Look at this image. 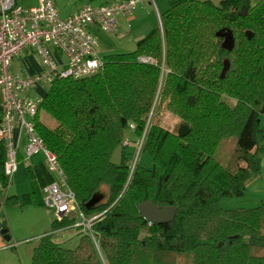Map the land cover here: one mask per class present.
Here are the masks:
<instances>
[{"label": "trees", "instance_id": "1", "mask_svg": "<svg viewBox=\"0 0 264 264\" xmlns=\"http://www.w3.org/2000/svg\"><path fill=\"white\" fill-rule=\"evenodd\" d=\"M169 2L162 28L139 39L134 51L102 55L96 73L56 77L30 94L42 97L37 133L57 155L80 211L97 216L92 233L80 231L75 247L56 238L82 228L75 225L77 215L57 217L34 246L32 264H264V201L221 205L224 198L244 196L248 182L262 173L264 0ZM227 30L235 38L231 50L219 35ZM140 55L154 61H139ZM42 111L55 123L42 119ZM167 113L179 117L176 130L163 124ZM181 125L189 128L185 136L178 134ZM145 129L140 151L151 164L138 158L128 181L131 144ZM121 144V163H111ZM4 160L1 144L0 183ZM25 170L33 190L7 203L43 204L39 195L53 175L44 162ZM103 184L108 194L90 204ZM144 200L174 206V219L150 223L138 209Z\"/></svg>", "mask_w": 264, "mask_h": 264}, {"label": "built area", "instance_id": "2", "mask_svg": "<svg viewBox=\"0 0 264 264\" xmlns=\"http://www.w3.org/2000/svg\"><path fill=\"white\" fill-rule=\"evenodd\" d=\"M137 7V0H112L100 5L86 3L63 17L53 0H38L31 6L18 0H0V145L5 148V180L0 183V192L7 193L13 183L20 163L22 136L25 135V156L30 158L42 153L43 161L54 177L44 187L45 206L54 209L57 217L70 215L76 209L82 219L75 225L84 226L91 232L92 221L97 216L86 218L80 211L57 155L37 133L34 117L42 97L31 96L30 92L45 89L56 77L78 78L102 69L104 60L98 49L95 29L117 34V16L131 17ZM26 50L40 58L41 70L32 73L12 71L15 57ZM55 52L66 58L65 65L58 62ZM138 60L153 62L154 58L140 55ZM130 127L134 129L135 125L131 123ZM145 135L146 129L137 142V154L131 163L128 181ZM124 143L128 144V139Z\"/></svg>", "mask_w": 264, "mask_h": 264}, {"label": "rangeland", "instance_id": "3", "mask_svg": "<svg viewBox=\"0 0 264 264\" xmlns=\"http://www.w3.org/2000/svg\"><path fill=\"white\" fill-rule=\"evenodd\" d=\"M61 14V16H65L67 12H73L81 5L86 3H92L95 5L104 4L107 0H53ZM138 1V0H137ZM139 7H137V15L138 18L135 21H131V26L128 27L129 31L126 35L119 37L117 34H108L103 31L95 29L96 38L99 43V52L102 55L112 53V52H130L136 49L137 39V28L141 26L140 24L145 23L141 27L143 29L149 28H162L161 22V14H163L170 5L169 0H139ZM138 1V2H139ZM19 3L25 6H31L38 2V0H18ZM141 5H144L141 8ZM68 15V14H67ZM120 16V20H121ZM123 18V17H122ZM151 30L149 29L148 32ZM146 35V34H145ZM144 35V36H145ZM21 53L15 57L11 70L12 71H20L25 70L29 73H32L36 70H40L42 67V63L40 58L36 55H32L27 57L26 55ZM40 68V69H39ZM36 91H31V95H35ZM229 104H233L235 100L232 98H228L227 100ZM41 117L47 123L54 124L55 120L47 116L43 111L41 112ZM164 121V125H166L171 130H176L179 125V117L175 114L167 113L164 117H162ZM262 123L264 125V116L262 118ZM179 129V128H178ZM127 136L130 138L132 142H134V136L132 133L128 132ZM26 137V136H25ZM130 141V142H131ZM26 140L22 141L21 151L25 154V145ZM134 149L135 155L137 154V145L135 143L131 144ZM219 156V155H218ZM135 157V156H134ZM221 157H224L221 154ZM23 163L20 166V171L18 175L16 174L14 177V182L10 184L9 192H14V185L22 186L23 179L22 177V168L30 163V158L24 156ZM42 158V155H37L33 158V160H39ZM139 159L143 164L150 165V157L147 152L140 151ZM21 160V158H20ZM262 177L251 179L248 182V186L244 196L242 197H229L224 198L221 201V205L224 208H235V207H255L261 204L264 201V154L262 157ZM26 183L27 190H33V185L31 182ZM22 188V187H20ZM11 190V191H10ZM22 190H24L22 188ZM20 190V191H22ZM41 194V193H40ZM108 194V190L105 184L101 185L99 190L95 193V197L97 200L105 198ZM44 195V194H43ZM42 198V195H39ZM21 200H23V195L20 196ZM43 199V198H42ZM29 204V203H28ZM21 205L20 203H6L3 205L0 210H3V214L5 212H9V223L8 228L12 230L13 237L11 242H18V247L15 248V252L18 253L17 249L20 250V257L18 258L17 264H32L33 263V249L34 246L38 243L39 238L48 232L51 229L52 222L57 218V214L54 209H51L43 204L41 206H30L31 204ZM5 211V212H4ZM76 211V209H75ZM34 215H37L36 218ZM81 217L77 216L76 220L81 221ZM86 228L82 226L81 229L77 228H69L60 232L57 236V240L63 242V244L67 247H75L79 242V232L85 231Z\"/></svg>", "mask_w": 264, "mask_h": 264}, {"label": "crops", "instance_id": "4", "mask_svg": "<svg viewBox=\"0 0 264 264\" xmlns=\"http://www.w3.org/2000/svg\"><path fill=\"white\" fill-rule=\"evenodd\" d=\"M110 1H112V0H107L105 3H108V2H110ZM139 1V0H138ZM213 2H215V3H219L221 0H212ZM141 1H139L138 2V7H139V3H140ZM83 5H81L80 7H78V9H80L81 7H82ZM144 7V5H141V8H143ZM78 9H76L75 11H77ZM75 11H73V12H75ZM73 12H67L66 14H64L65 16H63V17H66V16H68L69 14H71V13H73ZM68 14V15H67ZM120 16H122L121 17V20H120ZM138 18V15H137V12H135V14L133 15V16H131V17H124L123 15H118L117 16V19H118V23H119V31H118V33H117V35L119 36V37H122V36H124V35H126L127 33H128V31H129V28L128 27H130L131 26V24H130V22L131 21H135L136 19ZM145 23H141L140 25L142 26V25H144ZM141 26H138V28H137V30H138V32H137V39L139 40V39H141V38H143L144 37V35L145 34H147L148 33V31H149V29L150 30H152L151 28H145V29H143ZM95 33H96V31H95ZM24 55H26L27 57H30V56H32V55H35L34 53H32L31 51H29V50H26V51H24V53H23ZM55 54H56V52H55ZM21 55V54H20ZM102 55V54H101ZM36 56V55H35ZM56 58H57V60H58V62H60V63H63V65H65L66 64V58L64 57V56H62V55H59V54H56ZM42 68V67H41ZM40 69V68H39ZM41 70V69H40ZM36 71H39V70H36L35 69V71L34 72H36ZM36 92H42V91H40V90H37ZM35 92V94H37ZM24 140H26V137H25V135H23L22 136V141H24ZM21 146H22V144H21ZM21 160H20V163H19V167H18V171H17V175H18V172L20 171V166L22 165V163H23V159H26V158H24V156H25V154H23L22 153V151H21ZM42 155V153H39V154H36V155H34V156H32V157H30V163L29 164H27L26 166H28V165H36V164H38V163H42V162H44L43 161V155H42V158L41 159H39V160H33V158L35 157V156H37V155ZM45 164V163H44ZM26 166H24L23 168H22V177L20 178V179H23V185L22 186H17V185H14V192L12 193V192H7V193H2V192H0V208L3 206V205H5L6 203H7V198L9 197V196H12V195H14V196H16L17 198H20V196L21 195H23V194H25V193H28V192H31L32 190L30 189V190H27V192H24L26 189H27V185H26V183L25 182H27V183H29V182H31L28 178H27V172H26V170H25V168H26ZM262 175V174H261ZM262 177V176H261ZM14 182V181H13ZM20 187H22L24 190H22V188H20ZM20 190H22V191H20ZM11 191V190H10ZM43 192L44 191H42L41 192V195H42V198H43ZM41 198V201H42V203H43V199ZM33 205H35V206H41L40 204H31L30 206H33ZM43 205H45L44 203H43ZM3 210H0V224L3 222V221H6V224H7V226H8V223H9V212H5V214H3V212H2ZM72 214L73 215H77V216H79L78 215V211H73L72 212ZM35 216V218H36V216L37 215H34ZM36 220H37V218H36ZM9 227V226H8ZM9 229V228H8ZM63 231V230H62ZM61 231V232H62ZM9 234H10V239L9 240H7L6 239V237H5V235L1 232V227H0V264H17L18 263V258L20 257V250L19 249H17V251H18V253H16L15 252V248H17L18 246V242H11V239H12V237L14 236L13 235V232H12V230L11 229H9Z\"/></svg>", "mask_w": 264, "mask_h": 264}, {"label": "water", "instance_id": "5", "mask_svg": "<svg viewBox=\"0 0 264 264\" xmlns=\"http://www.w3.org/2000/svg\"><path fill=\"white\" fill-rule=\"evenodd\" d=\"M247 9H248L247 6L244 5L243 9L240 11V14L245 15L247 13ZM246 34L248 35L249 38H251L253 35L252 32L249 30L246 31ZM219 35H222L224 37V42L222 45L227 49L231 50L235 41L233 32L231 30H227L225 32H221ZM188 132H189V128L187 127V125H181L178 134L180 136H185ZM122 153H123V144L119 145L114 150L110 159L111 163L120 164L122 161ZM95 201H97L96 197H94L90 201V204L94 203ZM138 209L141 215L147 221L155 222V223L170 222L174 219L176 215V208L174 206L160 207L150 200L142 201L139 204ZM0 227H1V232L5 235L6 239L9 240L10 234L6 221H3L0 224Z\"/></svg>", "mask_w": 264, "mask_h": 264}]
</instances>
